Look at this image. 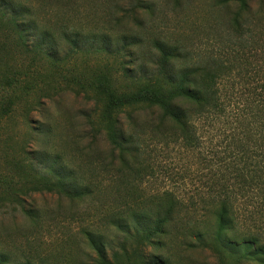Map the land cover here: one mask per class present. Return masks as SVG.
<instances>
[{"label": "trees", "instance_id": "1", "mask_svg": "<svg viewBox=\"0 0 264 264\" xmlns=\"http://www.w3.org/2000/svg\"><path fill=\"white\" fill-rule=\"evenodd\" d=\"M184 1L174 0V7ZM216 4L234 8L226 19L228 44L256 43L264 0L258 11L252 0H216ZM42 7L38 1L0 0V19L18 48L53 66L66 60L59 57L61 42L71 52L97 47L121 60L117 78L108 71H88L66 79L94 102V109L85 115L90 129L74 138L88 142L69 150L70 159L64 160L57 151L54 157L45 155L44 164L31 165L40 177V188L34 191L90 204L88 211L70 214L78 229L69 231L93 253L82 262L62 256L52 262L48 253L37 251L36 257L23 256L22 263L15 264H188L186 253L175 252L194 249L211 252L215 264H264V223L258 211L242 209L254 193L264 199V105L255 100L247 111L230 112L220 87L230 72L228 64L211 53L202 57L190 51L192 44L153 36L146 28L157 13L152 0L130 3L123 9V18L132 23L124 24L130 32L114 41L102 36L100 43L92 35L86 39L81 32L71 35L58 28L61 40L52 26L39 22ZM19 86L17 77L5 79V87ZM218 122L235 127L228 155L217 161L213 132ZM51 131L47 125L40 129L42 134ZM103 137L107 153L97 146ZM158 146L182 152L181 168L168 171L173 187H147L148 177L158 178L161 172L155 156ZM67 160L82 161L88 171ZM20 199L21 215L32 229L41 231L43 212ZM83 216L97 219L85 221ZM109 231L117 235L116 241L107 240ZM5 253L17 252L5 248ZM3 260L9 263L7 255Z\"/></svg>", "mask_w": 264, "mask_h": 264}, {"label": "rangeland", "instance_id": "2", "mask_svg": "<svg viewBox=\"0 0 264 264\" xmlns=\"http://www.w3.org/2000/svg\"><path fill=\"white\" fill-rule=\"evenodd\" d=\"M30 1H38L43 6L39 22L52 26L61 40L63 32L58 28L71 35L74 31L81 32L86 39L92 35L97 37L95 42L100 43L102 36H109L114 41L120 34L130 32L124 26L129 21L123 18V9L135 0H71L50 6L45 0ZM153 1L157 13L146 25L153 36L160 34L170 40H181L184 45L192 44L190 51L196 50L202 57L211 53L228 64L230 72L220 87L230 112L247 111L255 100L264 105V13L255 29L256 43L240 47V44H228L225 35L226 19L234 8L220 7L216 0H185L181 7H174V0ZM252 3L254 11H258L262 0H252ZM59 45V57H66V60L53 66L42 56L18 48L14 36L0 19V251L3 252L0 253V264H5V255L9 258L8 264H15L17 261L22 263L23 256L36 257L38 253L34 252L37 251L41 252L39 254L48 253L52 262H56L59 256L75 257L82 262L86 255L93 253L86 244L78 243L79 240L69 231L70 227L78 229L77 221L70 220V214L88 211L90 204L73 202L47 191H34L40 188V177L31 165L44 164L45 155L54 157L57 151L63 153L64 160L70 159L69 150L74 146H86L88 140L75 141L74 138L90 129L91 123L85 115L94 109V102L81 88L67 84L66 79L72 80L74 74L88 71H108L117 78L121 58L98 51L97 47H86L75 53L71 52L68 44L61 42ZM146 46H150L148 40ZM8 77H17L20 86L14 90L5 87ZM93 123L98 127L95 115ZM42 125L51 126L52 131L40 133ZM234 127L216 123L213 146L217 161L228 155ZM97 146L104 153L109 151L105 137L98 141ZM155 156L161 172L158 178L148 177L147 187L164 189L175 186L168 171L181 168L184 163L182 152L173 147L165 150L158 146ZM66 162L88 171L82 161ZM19 199L43 212L44 227L41 231L32 229V224L21 215ZM242 209L258 211L257 217L262 219L263 225L264 199L258 192ZM81 219L94 221L97 217L83 216ZM107 235L109 242L116 241L114 231ZM5 248L17 253H5ZM30 249L32 253H21L30 252ZM175 253H186L184 260L188 264H215V258L206 250Z\"/></svg>", "mask_w": 264, "mask_h": 264}]
</instances>
